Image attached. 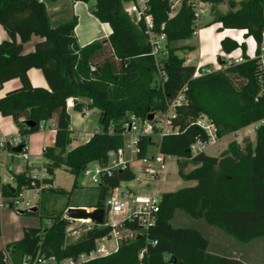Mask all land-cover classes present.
Returning a JSON list of instances; mask_svg holds the SVG:
<instances>
[{
  "label": "trees",
  "instance_id": "obj_1",
  "mask_svg": "<svg viewBox=\"0 0 264 264\" xmlns=\"http://www.w3.org/2000/svg\"><path fill=\"white\" fill-rule=\"evenodd\" d=\"M51 1L57 0H0V24L9 35V39L0 43V90L5 82L20 80L17 88L0 97V114L10 117L24 137L23 152L27 151V137L38 132L40 124L58 112L54 143L43 152L46 176L34 179L29 167L24 172L13 173L15 186L3 184L2 195L16 197L24 189L52 185L55 171L62 166L76 180L90 163L106 164L108 152L123 144V123L129 114L145 120L150 113L163 112L168 101L187 85L186 102L176 108L172 120L177 131L164 134L157 142L143 135L139 155L148 154L151 146L158 145L161 152L176 157L180 177L196 184L164 192L152 227L142 230L136 219L125 220L122 227L137 232L135 238L121 239L118 249L111 254L79 264H247L235 256L210 252L209 240L200 230L175 227L171 220L181 210L243 242L264 237V122H261L264 120V59L260 58L264 0H229L226 13H216L212 8L213 20L206 26L220 24L217 32L245 30L244 39L253 38L257 48L255 57H251L244 41L238 43L225 36L220 41L221 51L229 54L241 49L243 61L197 77L193 76L195 65L186 64L185 58L178 54L179 50L195 47L176 45L179 40L192 38L197 30L193 0H180L178 10L172 15L170 0H146L153 31H164L167 36L163 76L151 54L144 21L135 23L124 10L123 4L130 0H96L91 12L101 22L108 23L112 32L108 40L93 41L83 47L77 44L74 32L76 16L56 26L51 24L46 9V3ZM34 35L42 40L33 51L24 53L23 44ZM218 59L222 65L226 64ZM32 68L42 72L47 87L32 85L28 76ZM69 98L90 101L86 105L76 100L73 108L77 111L85 106L100 111V128L88 141L72 148L76 137L70 129L71 117L66 106ZM202 114L215 123L219 138L258 122L255 142L246 138L243 144L228 143L219 155L207 152L193 155L191 145L195 140L207 139L206 132L196 122ZM28 121L34 123L31 128L26 126ZM110 125H114L111 133ZM134 178L130 168L103 176L97 185L95 207L105 208L109 191ZM45 191L65 192L49 187L40 193ZM25 214L38 215L41 221L46 219L50 223L24 227L22 237L7 245L15 264H21L26 256L33 260L38 255L54 256L57 263L66 258L77 259L82 253L94 250L96 240L110 237L112 231L110 225L94 223L76 240L69 241L67 228L71 220L64 217V211H50L41 202L37 212L27 210ZM1 231L0 217V235ZM144 247L146 251L140 259L139 252ZM0 264H7L2 249Z\"/></svg>",
  "mask_w": 264,
  "mask_h": 264
},
{
  "label": "built area",
  "instance_id": "obj_2",
  "mask_svg": "<svg viewBox=\"0 0 264 264\" xmlns=\"http://www.w3.org/2000/svg\"><path fill=\"white\" fill-rule=\"evenodd\" d=\"M43 1V0H39ZM172 2L171 15L174 14L179 6L180 0H170ZM194 7L196 11L197 20L201 15L204 14L205 8L199 7L198 2L193 0ZM146 0H130L126 2L124 6L125 12L133 17L135 23L143 20L146 27V32L149 35V42L151 44V54L155 57L157 66L159 67V72L161 76L164 74L161 71L163 66V59L168 54L167 48V36L164 31L156 33L153 31V21L150 14L146 13ZM164 28V24H161V29ZM264 38V34H263ZM257 44L254 41V48L252 52L249 53L251 57H255ZM260 58L264 59V40L260 45ZM226 64L218 66L216 69H222L227 65L232 63H239L243 61L242 54L234 55L232 53L225 54ZM214 68H208L202 64L196 66L194 77L200 76L202 74L208 73ZM215 70V69H214ZM187 85L179 91L177 96L168 101L167 108L163 112H158L155 114L152 120L145 119L142 120L136 117L134 114H129L127 119L124 120L123 128V144L117 149H112L108 152L107 163L102 165L97 162L90 163L85 170L82 172L83 175L88 177L92 183L98 185L101 178L105 175L111 176L117 170H124L130 168L135 173V178L133 181L138 183V187H133L130 185L121 184L113 189H111L105 200V218L104 225H110L112 231L110 237H102L96 240V247L90 253H82L77 259L66 258L60 263L56 262L54 256L45 257L44 255H38L33 260L30 257H24L21 264H79L82 261L93 259L99 256L109 255L116 251L119 247V242L121 239L135 238L137 232L123 228L122 225L125 220L136 219L138 225L142 230H148L152 227L155 222L157 215L160 211V204L162 194L152 190L150 193H145L142 187H148L151 184H156V182L165 174L167 169V155L160 151L158 145H155V151L148 153L144 156H140V140L143 135L152 136V134L157 131L158 141L166 133H171L177 131V128L173 126L172 120L176 116V108L181 104L186 102L185 92L187 91ZM76 98H69L66 102L67 108H73ZM197 124L206 132L207 139H197L191 145V153L193 155L199 152H206L207 149L215 145L220 139L218 136V129L215 123L205 114H202L197 119ZM262 123L264 122L261 121ZM44 123L40 124V130L44 129ZM114 125H110L109 132H113ZM93 133L88 135L77 136L80 142H86L92 136ZM128 137V138H125ZM24 137L20 134L18 128L14 134L11 135H0V165H5L4 158H1L3 153L4 157H10L14 155L13 148L19 145H23ZM46 147H43V152ZM21 158H23L27 163L30 164V156L28 151L23 150L18 153ZM139 163L138 166H134L135 163ZM34 179H42L46 176V170L43 168L42 173L37 175L33 171L30 172ZM49 184H41L40 186L31 189L36 193H40L43 188H49ZM24 198L23 191L16 197H11L8 204L11 206H17L21 199ZM3 204L0 203V206ZM113 215H118L117 218L113 219ZM65 217L68 218L65 214ZM69 219V218H68ZM110 219L111 221H108ZM113 219V220H112ZM83 222L86 224L88 222ZM94 224L93 222H90ZM102 224V225H103ZM88 226L87 228H89ZM75 231L74 233H76ZM123 232L124 235L120 233ZM73 233V234H74ZM112 241V244L108 246L106 243ZM155 243V241H153ZM146 247L142 248L139 252V258L142 259ZM4 256V262L7 264H15L11 258L10 250L7 248L2 249Z\"/></svg>",
  "mask_w": 264,
  "mask_h": 264
},
{
  "label": "rangeland",
  "instance_id": "obj_3",
  "mask_svg": "<svg viewBox=\"0 0 264 264\" xmlns=\"http://www.w3.org/2000/svg\"><path fill=\"white\" fill-rule=\"evenodd\" d=\"M198 2L199 7L205 8V5H207L208 0H196ZM229 0H222L219 3H216L215 10L216 13L223 12V6H228ZM208 6V5H207ZM206 10L203 15L199 17L197 20V28L198 27H206L207 24H209L212 20V18H209L206 15ZM215 27L218 26V24L215 23ZM238 31H225V34H230L232 36H236ZM246 43L248 52H252V49L254 48V43L251 39L247 38L243 40ZM179 55H182V52L178 51ZM217 66V65H216ZM97 112L92 114L89 122H88V130H95L100 128L99 120L97 118ZM73 126H76L75 119L73 120ZM259 123L251 124L250 126L243 128L237 132L226 134L224 137L218 140V142L215 145L210 146L207 149V154L210 155H219L220 151L225 148L227 143H230L232 141H238L239 143L243 144L244 140L246 138L250 139L252 142H255L256 140V129ZM95 132V131H94ZM46 133V132H45ZM44 132H36L32 135L28 136V142L30 145L35 146L36 148L42 147V140L44 136H46ZM50 134V133H48ZM75 134V133H74ZM77 135L84 133H76ZM153 141L158 140V133L155 131L152 134ZM128 138V137H125ZM30 147L29 145L27 146ZM28 151V149H27ZM151 151H154L153 148H151ZM150 151V152H151ZM15 170L23 169L24 161L19 158V154H15ZM35 163V173L37 175L41 174V162L42 159H32ZM139 163H135L134 166H138ZM41 167V168H40ZM24 170V169H23ZM6 176H9V172L6 173ZM165 176V184H151L148 187H142L143 191L145 193H150L152 190L155 192H158L159 194H163L164 190H167L168 188H184L187 186H191L193 183L192 181H185L183 180L180 175L178 174V167H177V161L173 157L167 158V169L166 173L163 175ZM55 187L63 189L62 193L55 192H43L42 194L35 193L33 195V192L31 189L24 190V199L19 202V204L15 207H9L8 205L1 209L0 211V217H1V227L4 231L5 235L7 236H15L18 234L22 227V222L26 221L29 224L34 223H46V219L40 220L38 215H31V214H20L19 210H26L29 209L36 204V202L44 203V206L50 209V211H64V217H65V211L67 204L74 205V206H80V205H93L96 204L97 197H98V188L95 183H92L88 177L83 175L82 173L77 177L75 180V177L73 174H71L65 166L60 167L55 171ZM177 184L179 187H177ZM180 184V185H179ZM123 185H130L133 187H138V183L135 181H125L123 182ZM45 195L43 200L41 201V197ZM29 200V203L26 201ZM41 201V202H40ZM118 215H113L112 218H117ZM112 219V220H113ZM108 221H111L108 219ZM171 223L175 227H193L200 230L202 234H204L207 239L209 240V250L211 252H217L221 253L223 255L227 256H235L237 258H241L248 262V264H264V237L254 238L249 241L243 242L240 240H237L233 236L225 233L220 228L212 226L207 224L203 219H195L190 217L185 212L178 210L171 220ZM46 225H49L47 223ZM93 224L88 222L86 224H83V222L79 220H71V223L69 224L67 230L69 235V241L76 240L81 233L88 227L92 226ZM77 231L76 233H74ZM74 233V234H73ZM121 235H124L123 232L120 233ZM1 242V238H0ZM109 244V241L107 242Z\"/></svg>",
  "mask_w": 264,
  "mask_h": 264
},
{
  "label": "crops",
  "instance_id": "obj_4",
  "mask_svg": "<svg viewBox=\"0 0 264 264\" xmlns=\"http://www.w3.org/2000/svg\"><path fill=\"white\" fill-rule=\"evenodd\" d=\"M234 1L239 2L240 0H234ZM207 3H208L207 4L208 6L205 5V10L207 13L204 16L212 18L213 12L211 10H212V8L215 9V7H213V6H216V3H213L210 0H208ZM95 4H96V0H89L88 3L83 2V1H76V0H57V1L47 2L46 3V9H47V12L49 14L51 24L53 26H56V25H58L62 22H65L67 20H70L74 16L77 17V24L75 26L74 32H75V36L77 39V44L80 47H83L87 44L92 43L93 41H97V40L106 41V40H108V37H109L110 33L112 32V29L108 23L101 22L99 19H97L92 14L91 9L94 8ZM123 5L125 6L126 2ZM222 8H223V12L221 11V13H226L228 11V6H223ZM216 24H218V23H216ZM214 25L215 24H212V25L206 26V27H198L192 38L179 40L176 42V45L179 47H183V46H187V45H192L195 47L194 50H179V52H182V55H180V56L185 58L186 64L195 65V67L198 64H202L208 68L216 69L219 65L222 66V64L219 62V59H218L219 57L221 58L222 61L226 62V59H225L226 53L222 52L221 48H220L221 39L224 38L225 36H230L233 39L237 40L238 43H241L244 40L243 34L245 33V30H240V31L233 30V31H238V32H237L236 36H232L230 34L224 33L225 31H231V29H225L222 32H217V28L221 25L218 24L217 27H215ZM6 39H9V35L6 32V30L3 28V26L0 24V43ZM249 39H251L254 43L253 38L250 37ZM16 40L17 41L20 40L19 36H16ZM41 40H42L41 37L34 35L30 41L25 42L23 44V52L29 53V52L33 51L35 44ZM232 54L239 55V54H242V51H241V49H237V50L233 51ZM248 54H249V52H248ZM28 76H29V79H30L33 86L47 87V82L45 80V77L43 76L42 72L39 69H36V68L30 69L28 71ZM19 85H20V80L17 78L5 82L3 85V88L0 90V97L4 96V94L7 91L12 90L14 88H17ZM77 101L83 102L86 105L90 103V101L88 99H84V98L78 99ZM67 111L69 112L70 117H71L70 129L73 132V135H75V137L83 135V134L77 135L76 133H84L85 135H88V134H91L94 131L98 130V129H95L92 131L88 130V122H89L92 114H94L95 112H97L96 114H97L98 120L100 119L99 109L87 108V106H85V108L82 111H77L74 108H67ZM57 119H58V112L54 113L53 117L44 123V129L39 130V131L44 132V133L46 132L45 133L46 136H44L43 139H40V140H42V147L40 149L36 148L35 146L33 147V145H30V143L28 142V137H27L26 143H27V146L28 145L30 146L29 148L27 147L28 154L30 156V164L27 163L23 158H21L19 156V158H21L24 161V166H23L24 170L23 169L15 170V167H14L15 156L14 155L17 153L14 152V155L10 156V157H4V155L2 153L1 158L2 159L4 158L5 165L4 166L0 165V203L3 204L2 206H0V211H1V209L6 207L7 205L9 207H15V206H11L8 204L9 199L11 197H4L2 195V185L3 184L8 183V184H11L12 186H15V180L13 178V173L18 174V173L24 172L28 167L31 169V172L33 171L35 173L36 167H35V163L32 159L38 160L39 158L42 159V162H41L42 168L40 167L41 173H42V170L44 168V166H43V163H44L43 147L53 145L55 133H56ZM74 119L76 121V126H73V124H72ZM16 130H17V126L14 124L12 119L10 117L2 116L0 114V135H11V134H14L16 132ZM48 133H50V134H48ZM157 141H155V142H157ZM79 143H81V142L78 139H75L72 142L70 147L71 148L75 147ZM227 145H228V143H227ZM227 145L219 153H221L223 150H225L227 148ZM151 148H153L155 151L156 147L151 146ZM151 148L149 150V153L154 152V151H151ZM170 157H173L176 159L175 156H170ZM176 161H177V159H176ZM177 167H178V165H177ZM7 172H9V176H6ZM190 181L193 182L191 184V186L196 184L195 181H193V180H190ZM159 183L165 184V176H162L157 181V184H159ZM51 187L57 188V187H55V182H53ZM177 187H179L178 184H177ZM177 189L178 188H168L167 190H164V192L175 191ZM24 190H27V189H24ZM24 190H23V194H24ZM46 192H48V191H46ZM35 193L36 192H33V195H35ZM23 199H21V201ZM26 202L29 203V200ZM34 205L38 207L39 204H38V202H36V204H34ZM67 205H68V207H70V206H72V207H89V208L95 207V204H93V205H80V206H74V205H69V204H67ZM48 210H50V209H48ZM25 211H27V209ZM20 214L25 215V212L20 213ZM47 223H50V222L48 220H46L45 224H47ZM39 224H42V223L40 222V223L29 224L28 222L24 221V222H22V227H21L20 232L18 234H16L15 236H12V237L5 235V233L1 227L2 231H1V235H0V238H1L0 249L7 248V245L9 243H12V242L20 239L23 235L24 227H26V226H38ZM106 244L108 246H110L112 244V241H109V244L108 243H106ZM212 253L223 255V254L217 253V252H212ZM51 264H55V263H51ZM247 264H248V262H247Z\"/></svg>",
  "mask_w": 264,
  "mask_h": 264
},
{
  "label": "water",
  "instance_id": "obj_5",
  "mask_svg": "<svg viewBox=\"0 0 264 264\" xmlns=\"http://www.w3.org/2000/svg\"><path fill=\"white\" fill-rule=\"evenodd\" d=\"M155 114L154 113H150L148 119L152 120L154 118ZM34 125L33 122L28 121L26 122V126L28 128H31ZM23 150V145H19L17 147L13 148V152L15 153H20ZM31 212H37L38 211V207L37 206H33L29 209H27ZM19 213H24L25 210H19ZM66 216L70 219V220H89L90 222H93L95 224L98 225H102L104 223V218H105V209L101 208V207H93V208H89V207H68L65 211ZM171 260H174V258H171Z\"/></svg>",
  "mask_w": 264,
  "mask_h": 264
},
{
  "label": "bare ground",
  "instance_id": "obj_6",
  "mask_svg": "<svg viewBox=\"0 0 264 264\" xmlns=\"http://www.w3.org/2000/svg\"><path fill=\"white\" fill-rule=\"evenodd\" d=\"M81 221V220H80ZM82 221H84V222H88L89 220H82Z\"/></svg>",
  "mask_w": 264,
  "mask_h": 264
}]
</instances>
